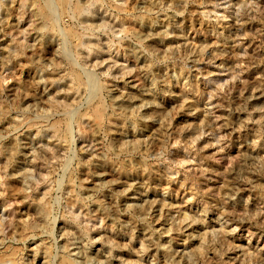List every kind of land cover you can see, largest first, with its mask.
Instances as JSON below:
<instances>
[{"label": "rangeland", "instance_id": "obj_1", "mask_svg": "<svg viewBox=\"0 0 264 264\" xmlns=\"http://www.w3.org/2000/svg\"><path fill=\"white\" fill-rule=\"evenodd\" d=\"M53 2L0 0V257L264 264V0Z\"/></svg>", "mask_w": 264, "mask_h": 264}, {"label": "bare ground", "instance_id": "obj_2", "mask_svg": "<svg viewBox=\"0 0 264 264\" xmlns=\"http://www.w3.org/2000/svg\"><path fill=\"white\" fill-rule=\"evenodd\" d=\"M53 3H54L53 5L55 7H57V10H59L58 13L60 15V13L61 14H64V12L66 11V8L68 7V4H69V0H54ZM54 6L52 7L51 4H49V5L47 4V6L46 5L43 6L42 4H39V5H37V9H36V13H35L36 20L37 21L39 20V22H41L43 20H44V22H45V20H48V21L50 20L51 21V28L52 29L54 27V21H53V19H54V16H55ZM74 12L78 13V15H79L80 12H81L80 6L75 5ZM67 36L70 37V38H75L77 36H78L77 38L80 37L78 34H76L74 32V30L73 31L72 30H68L67 31ZM81 39H82V37H81ZM74 40H76V39H74ZM77 40L79 42L76 43V45H75V47H73V49L74 48L76 49L77 47H79L82 44V41H80V38L77 39ZM63 59H65V58H63ZM69 88L70 89H68V92H64L65 93L64 94L65 97H63V98H65V99H72V101H73L74 99H76L78 97L77 96V93H78V91L80 89V77H79V74L78 73H74L72 76H69ZM65 105L66 104H64V106ZM92 110H93V113H95V115H97V116L100 115L99 114L100 113V110H99V107L98 106H95V108H93ZM84 116H85V113L81 114V116L79 117L78 123L80 122L81 119L84 118ZM17 117H15V118H17ZM25 122L28 123L27 125H30L31 127L35 128L39 132H42V133H46L47 132L48 133V137L50 138V141H51L52 146L58 145V144H60L62 142H66L65 139H63L64 135H63V137H61L60 134H59L61 120H57V121H55V120L54 121H51L50 120V121H48V120L42 119V118H29V117H27V118H25ZM66 123H67V121H66ZM19 124H20L19 121L14 120V121L11 122V124L9 126H13V128H16ZM67 126H68V124H66V128H67ZM66 132H65V135H66L65 137H67V134H68V131L67 130H66ZM49 133H50V135H49ZM82 145L83 144H81V148H83ZM7 219H8V217H7ZM179 253H182V251H175V254H179ZM14 254H15L14 252H10V254H8V255H2L0 257V264H11L10 256L13 257L12 255H14ZM71 261L72 260L71 259L69 260L68 257L67 258L60 257L59 264H73Z\"/></svg>", "mask_w": 264, "mask_h": 264}]
</instances>
